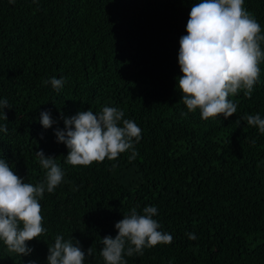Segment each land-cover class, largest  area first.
Returning a JSON list of instances; mask_svg holds the SVG:
<instances>
[{"label": "trees", "instance_id": "trees-1", "mask_svg": "<svg viewBox=\"0 0 264 264\" xmlns=\"http://www.w3.org/2000/svg\"><path fill=\"white\" fill-rule=\"evenodd\" d=\"M199 0H0V158L34 186L46 180L36 152L56 159L64 178L39 199L46 232L20 257L0 241V264H47L55 237L92 247L84 264H104L101 239L135 208L170 244L146 248L127 264H264V134L244 119H264V62L251 98L229 99L236 113L203 120L188 113L177 79L179 40ZM264 34V0H244ZM264 50V42L261 44ZM63 79L57 91L50 83ZM116 107L141 128L118 159L66 163L55 131L64 118ZM42 112L55 123L44 129ZM181 113H187L182 116ZM255 141V143H253ZM116 165L114 168L113 165ZM194 233L195 240L188 238Z\"/></svg>", "mask_w": 264, "mask_h": 264}, {"label": "clouds", "instance_id": "clouds-1", "mask_svg": "<svg viewBox=\"0 0 264 264\" xmlns=\"http://www.w3.org/2000/svg\"><path fill=\"white\" fill-rule=\"evenodd\" d=\"M243 5L244 0H199L191 7L187 35L179 40L178 64L182 75L177 86L181 101L188 113L198 109L203 120L233 116L237 105L229 97L243 91L245 97L251 98L254 85L259 82V64L264 62L261 47L264 34L254 15ZM44 83L59 91L64 80L53 77ZM6 108H9L7 100H0L5 120ZM123 117L122 110L106 106L98 114L89 109L64 118V130L57 129L55 136L57 143L68 149L66 163L90 166L106 158L114 161L129 150L130 159H135L138 153L134 144L139 143L142 130L134 121ZM244 119L264 134V119L258 114L246 115ZM40 123L48 129L55 121L49 112H42ZM0 131L7 132V126L0 127ZM36 156L47 171L45 182L35 186L24 182L6 159L0 158V241L8 252L20 257L33 251L27 242L46 232L39 199L45 190L52 193L64 178L55 158L46 157L42 150ZM157 213L155 206L145 207L143 214H138L135 208L126 213L115 224L118 233L115 238L106 236L100 241L104 264H127L125 255H143L146 248L170 244L171 234L160 231V224L153 219ZM187 235L190 240L196 239L194 233ZM73 241L72 237L65 240L63 235H57L54 245L48 248L47 264H84L86 256L93 254V248L85 253L79 241Z\"/></svg>", "mask_w": 264, "mask_h": 264}]
</instances>
